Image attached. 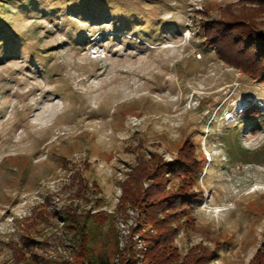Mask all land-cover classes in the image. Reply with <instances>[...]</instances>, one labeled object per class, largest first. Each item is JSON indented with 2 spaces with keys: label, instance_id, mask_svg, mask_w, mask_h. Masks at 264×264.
I'll list each match as a JSON object with an SVG mask.
<instances>
[{
  "label": "rangeland",
  "instance_id": "obj_1",
  "mask_svg": "<svg viewBox=\"0 0 264 264\" xmlns=\"http://www.w3.org/2000/svg\"><path fill=\"white\" fill-rule=\"evenodd\" d=\"M260 34L264 0H0V264H70L79 211L112 264H251Z\"/></svg>",
  "mask_w": 264,
  "mask_h": 264
},
{
  "label": "trees",
  "instance_id": "obj_2",
  "mask_svg": "<svg viewBox=\"0 0 264 264\" xmlns=\"http://www.w3.org/2000/svg\"><path fill=\"white\" fill-rule=\"evenodd\" d=\"M251 45L252 46L249 48H245L244 51L249 52L254 49V53L252 54L255 55V59L252 60V63L258 65L259 73L249 72L264 81V35L260 34L259 38L253 41ZM246 113L250 114L249 117L246 116L247 118H252L251 116L255 113V111L252 109V111H247ZM66 221L71 223L70 226L73 227L75 233L74 244L76 246V250L75 254L72 256L70 264H112L108 257L95 256L89 245L90 240L88 235L92 230V226L96 225V222H98L96 215L93 214V216H89L87 211H79L77 213H73L71 216H67ZM89 223L92 224L90 225ZM155 262L156 260H154V263ZM251 264H264L263 246L258 249Z\"/></svg>",
  "mask_w": 264,
  "mask_h": 264
},
{
  "label": "clouds",
  "instance_id": "obj_3",
  "mask_svg": "<svg viewBox=\"0 0 264 264\" xmlns=\"http://www.w3.org/2000/svg\"><path fill=\"white\" fill-rule=\"evenodd\" d=\"M246 109H247V108H246ZM246 109H245V110H246Z\"/></svg>",
  "mask_w": 264,
  "mask_h": 264
}]
</instances>
